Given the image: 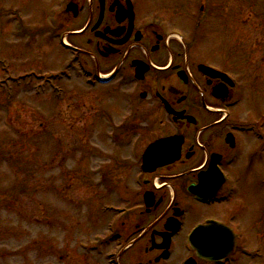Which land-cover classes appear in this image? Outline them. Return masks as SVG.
I'll use <instances>...</instances> for the list:
<instances>
[{
	"label": "flooded vegetation",
	"instance_id": "flooded-vegetation-1",
	"mask_svg": "<svg viewBox=\"0 0 264 264\" xmlns=\"http://www.w3.org/2000/svg\"><path fill=\"white\" fill-rule=\"evenodd\" d=\"M169 1L162 12L152 9L147 0L64 2L78 12L76 17L65 13L66 23L83 15V25L69 32L81 41V47L70 46L82 59L81 70L96 85L117 83L106 93L118 97L112 98L114 104L130 108L131 117L125 115L121 127L102 116L108 127L117 129L118 147L125 141L145 142L133 156L135 164L119 162L129 175L136 168L132 179L136 199L117 191L116 184L111 188L107 172H101L99 184L105 194L112 191L122 200L103 205L110 211L101 213L105 225L94 245H98L97 255L106 264H264L262 255L251 259V251L243 249L238 220L229 208L223 209L233 195L230 170L243 162L245 171L254 174L256 167L264 166V113L239 108L247 89L229 68L237 60L235 54H242L232 49L243 38L233 44L215 42V47L206 49L218 25L229 32V2ZM241 17L237 24H242ZM258 61L253 70L264 78V60ZM138 66L143 71L139 80L135 78ZM102 79L108 82H99ZM120 87L126 88L124 92ZM112 108L111 118L119 110ZM170 137L182 141L179 159L141 172L145 148ZM136 175L140 181L135 182ZM210 221L217 225H209ZM229 226L236 235L230 251ZM197 227L187 247V238ZM216 233L224 236L217 238Z\"/></svg>",
	"mask_w": 264,
	"mask_h": 264
},
{
	"label": "rangeland",
	"instance_id": "rangeland-1",
	"mask_svg": "<svg viewBox=\"0 0 264 264\" xmlns=\"http://www.w3.org/2000/svg\"><path fill=\"white\" fill-rule=\"evenodd\" d=\"M62 1L0 0V264H106L92 250L104 233L101 208L122 199L112 191L105 196L99 174L106 171L111 188L116 184L117 191L136 199V168L129 175L119 162L133 163L145 142H136L133 149L129 141L120 147L111 142L114 127L106 125L103 114L121 127L130 112L106 93L117 83L88 85L82 59L73 54L76 49L60 46L59 34L66 31L62 41L81 47L72 37L77 35L69 32L83 25V15L66 23ZM147 1L160 12L171 4ZM226 2L229 32L218 25L206 49L243 38L232 49L242 54H235L237 60L229 65L247 89L239 108L264 113V78L253 70L264 60V0ZM241 15L242 24H237ZM67 67L70 79L63 76ZM57 75L62 76L53 83L58 92L48 84ZM113 106L119 110L111 118ZM235 168L229 172V188L235 193L223 209L237 218L243 249H260L264 260V166L256 167L254 174L245 171L243 162ZM83 246L91 247V253Z\"/></svg>",
	"mask_w": 264,
	"mask_h": 264
},
{
	"label": "water",
	"instance_id": "water-1",
	"mask_svg": "<svg viewBox=\"0 0 264 264\" xmlns=\"http://www.w3.org/2000/svg\"><path fill=\"white\" fill-rule=\"evenodd\" d=\"M75 11V8L68 7L67 9ZM76 16V12L74 14ZM176 142L175 139L165 141H158L149 146L143 156V163L146 171H152L157 167L170 164L178 159V147L173 149L172 144Z\"/></svg>",
	"mask_w": 264,
	"mask_h": 264
}]
</instances>
